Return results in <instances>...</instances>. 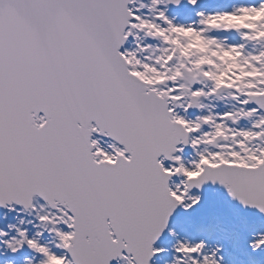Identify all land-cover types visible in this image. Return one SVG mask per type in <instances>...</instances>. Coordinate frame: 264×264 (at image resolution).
I'll list each match as a JSON object with an SVG mask.
<instances>
[{"label": "snow or ice", "instance_id": "obj_1", "mask_svg": "<svg viewBox=\"0 0 264 264\" xmlns=\"http://www.w3.org/2000/svg\"><path fill=\"white\" fill-rule=\"evenodd\" d=\"M0 264H264V0H0Z\"/></svg>", "mask_w": 264, "mask_h": 264}]
</instances>
